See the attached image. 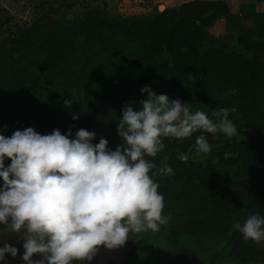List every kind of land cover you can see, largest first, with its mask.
<instances>
[{
    "label": "trees",
    "instance_id": "16d2710c",
    "mask_svg": "<svg viewBox=\"0 0 264 264\" xmlns=\"http://www.w3.org/2000/svg\"><path fill=\"white\" fill-rule=\"evenodd\" d=\"M230 15L224 1L195 0L129 22L114 21L107 11L96 8L76 20L47 16L9 32L0 38V135L11 137L20 130L23 116L30 112L29 95L47 77H62L68 63L88 48L116 49L112 57L119 64L109 84L98 94L85 96L84 113L74 120L73 104L62 101L65 107L58 112L39 117L36 132L47 135L59 129L68 135L71 130L69 138L74 139L79 129H88L90 118L97 119L100 111L108 109L117 110L119 121L126 104L139 109V102L147 98L141 92L145 86L185 103L192 96L210 118L213 110L235 108L229 119L237 127V136L204 133L212 145L205 164L191 159L199 132L184 140L165 138L164 150L148 159L157 168L173 169L171 175L153 177L164 198L191 209L189 219L170 227L169 247L201 250L206 243L218 241L227 245V255L237 264H264V242L245 241L233 227L251 214L264 216V14L256 41L232 33L212 40L209 28ZM249 15L255 18L254 11ZM4 25L0 18V28ZM118 121L105 126L104 139L113 151L123 144ZM178 152L188 159H178ZM225 153L233 155L226 159ZM10 164L5 157V167ZM23 243L9 244L18 253L5 258L26 264ZM32 259L42 256L34 254ZM134 259L131 256L123 264H134ZM189 264L205 261L202 257Z\"/></svg>",
    "mask_w": 264,
    "mask_h": 264
},
{
    "label": "clouds",
    "instance_id": "9594fccd",
    "mask_svg": "<svg viewBox=\"0 0 264 264\" xmlns=\"http://www.w3.org/2000/svg\"><path fill=\"white\" fill-rule=\"evenodd\" d=\"M147 98L139 109L125 105L118 134L123 141L114 151L104 138L93 145L95 132L79 129L70 139L59 129L41 135L32 127L0 135V224L10 232L23 234L26 264H73L91 262L100 246L122 247L129 233L158 232L169 217L163 214L164 196L154 176L173 174L169 166L157 168L153 160L164 150L165 138L184 140L194 133L196 151L209 153L204 133L238 135L229 113L219 108L208 113L190 110L180 99L157 95L150 86L141 89ZM71 100L65 104L70 106ZM74 120L78 116L72 117ZM186 161V154L177 153ZM231 153H225L227 159ZM5 157L11 164L5 167ZM245 241L264 242V216L249 215L236 222ZM18 249L0 247L16 257ZM34 254L42 259L33 260Z\"/></svg>",
    "mask_w": 264,
    "mask_h": 264
},
{
    "label": "rangeland",
    "instance_id": "374dc122",
    "mask_svg": "<svg viewBox=\"0 0 264 264\" xmlns=\"http://www.w3.org/2000/svg\"><path fill=\"white\" fill-rule=\"evenodd\" d=\"M151 1L152 0H0V18L5 22V25L0 28V38L6 36L11 31H15L17 28L30 25L36 19L47 16L72 21L81 18L87 11L100 8L107 11L110 18L114 21L129 22L133 19H146L151 17L152 9L150 10V8H155V14L164 11L161 10V7H164L161 1H157L154 4ZM206 1L226 2L225 0ZM244 1L245 3H240V6H237L239 7L241 15H230L228 19H224L225 23L223 22L221 23L222 25H220L221 31L217 28L216 32L211 34V29L218 20L209 28L208 33L212 40L216 41L219 38H225L228 34L232 33L248 40L256 41V37L262 25L264 4L258 0ZM257 7L261 9L260 13H255ZM252 11H254L255 18L249 15V12ZM245 17L258 26L256 29H251V33H248L246 37L243 33L239 34L238 31L241 26L246 23ZM115 50L116 49L110 50L103 47L88 48L82 52L78 60H71L68 63L62 77L56 78L49 76L42 81L38 90L29 95L30 112L28 115L23 116L19 129L22 131L28 125L33 128L37 127L39 125V117H43L49 112H58V108L62 106V101L66 100L72 101V99H74L71 104L74 106L73 110L76 112L75 116L83 114L85 111V96L96 95L104 85L109 84L112 71L119 64L112 57V53ZM168 97L171 101L172 96L169 95ZM186 103H188L190 110L193 112L201 110L208 113L206 109L198 106V103L192 96L187 98ZM62 107H65V105ZM118 118L116 109H108L100 111L97 119H89L87 130L93 131L96 134L95 139L92 141L93 145L98 144L99 140L108 134L105 126L115 124ZM208 157L209 153H199L196 150L191 153V159L194 163L205 164ZM170 200L171 201H168L169 205L164 207L163 214L171 220L170 217L172 215L168 213L171 208L168 207L170 203L175 204V201L172 199ZM169 223L168 220L166 224H163L164 227H168V230ZM149 246L150 244L147 243L144 249H142L138 259L136 258V264H152L150 261L144 260L143 258L147 255ZM226 246L225 243H220L218 241L206 243L201 250L193 249L195 251L192 256L195 257V260L187 261L184 264L195 262L202 257L205 264H209V262H212V264H237L236 259L227 255ZM183 248L187 249L183 246H179L177 249ZM218 250H222L223 254L221 253L222 255L216 256L215 253ZM160 262L161 261L158 260L157 263L155 262L153 264H160Z\"/></svg>",
    "mask_w": 264,
    "mask_h": 264
},
{
    "label": "crops",
    "instance_id": "0c3cea01",
    "mask_svg": "<svg viewBox=\"0 0 264 264\" xmlns=\"http://www.w3.org/2000/svg\"><path fill=\"white\" fill-rule=\"evenodd\" d=\"M134 1H141V0H134ZM157 1H161L164 4L165 8H174L178 7L180 5H183L185 3L195 1V0H152L151 2L154 4ZM228 7L230 14L233 16L241 15L239 12L240 3H245L244 0H225ZM152 9L151 16L155 14V8ZM261 9L257 7L255 9V13H260ZM246 18V17H245ZM225 23L224 19L218 20L213 28L211 29V34L216 32L217 28L221 31L220 25L221 23ZM249 19L246 18V23H244L243 26L238 30L239 34L243 33V35H246L248 33H251V29H256L258 26L254 24ZM240 27V26H239ZM251 36V35H250ZM169 199H164L165 206L169 205L168 201H171ZM175 201V204L170 203V206L168 208H171V210L168 212L169 215H172L169 219V229L171 226L185 221L190 218L191 215V209L188 205H183L178 203L175 199H172ZM174 214V215H173ZM169 230L168 227H164L163 225H160V230L158 232H153L151 230L141 232V233H129V239L127 240L126 244L122 247L115 248V249H107L104 246H100L99 251L93 258L90 263H98V264H123L125 261L129 260L131 261V256H134V264H136V258L138 259V256L142 249L147 245V243L150 244L148 248L147 255L144 258V260L150 261L152 264L157 263L158 260H160V264H184L187 261L195 260L194 251L193 249H173L167 245V239H168ZM23 234L22 233H16V232H10L6 230V226L3 224H0V244H17L23 241ZM163 262V263H162ZM0 264H24L19 261H17L14 258H4L3 261H0ZM73 264H87L86 261H74Z\"/></svg>",
    "mask_w": 264,
    "mask_h": 264
},
{
    "label": "bare ground",
    "instance_id": "6f19581e",
    "mask_svg": "<svg viewBox=\"0 0 264 264\" xmlns=\"http://www.w3.org/2000/svg\"><path fill=\"white\" fill-rule=\"evenodd\" d=\"M165 9V7H161V10H164Z\"/></svg>",
    "mask_w": 264,
    "mask_h": 264
}]
</instances>
